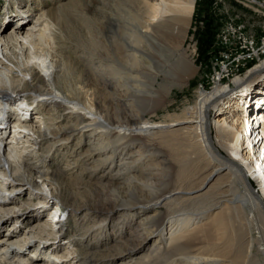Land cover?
<instances>
[{
    "label": "bare ground",
    "instance_id": "obj_1",
    "mask_svg": "<svg viewBox=\"0 0 264 264\" xmlns=\"http://www.w3.org/2000/svg\"><path fill=\"white\" fill-rule=\"evenodd\" d=\"M60 1L51 0L50 5L47 0H30V5H23L15 0L14 17L8 6L0 13V189L9 187L11 192L14 186H23L19 180L12 184L4 179L6 161L13 171L21 167L28 172L35 185L41 182L56 200L59 208L50 214L48 225L65 206L79 212L80 227L91 222L87 228L97 230L93 235L105 233L113 219H121V228L111 240L131 245L135 237H147L146 242L153 245L144 264H264V109L235 114L231 108L238 109L239 103L231 102V87L216 86L208 93L199 91L195 105L180 119L151 118L165 103L159 90L167 96L165 86H182L193 75L191 54L184 43L195 0L152 4L145 0H68L69 5ZM89 3L100 5L97 19L88 18ZM29 7L39 10L31 26L27 23ZM13 21L15 28L3 33ZM261 37L256 35V40ZM29 46L39 69L18 60L29 56ZM261 58L264 55L247 61L241 69ZM219 67L224 77L229 65ZM247 71L253 78L264 76V60ZM17 72L30 81L18 79ZM160 74L164 80L158 83ZM247 74L232 81L235 90L240 88L237 92L253 82V78L245 80ZM6 87L24 93L19 98L29 99L30 105L18 102L14 109ZM148 95L158 99L144 108ZM226 99L230 112L210 123V110ZM34 105L29 124H22ZM10 119L15 120L11 126ZM171 126H180L170 132L180 138L174 142L183 153L178 165L159 150L160 141L157 145L151 142ZM253 128L259 134L246 136ZM68 155L74 159H66ZM83 164H89V170ZM79 166L84 170L76 171ZM197 166L205 171V181H212L207 192L184 189L190 184L187 175ZM74 175L86 179L80 181L89 188L87 200H80L81 194L71 184L69 178ZM67 184L73 190L71 197L64 190ZM10 196L0 193V213L14 207L12 200L7 203ZM37 197L43 206L33 212L30 222H38L31 230L43 228L42 207L48 204ZM27 199L31 202V195ZM23 204L25 210L30 209ZM116 207L127 209L114 214ZM14 218L22 228L26 226L20 213ZM10 223H0V264H40L43 260L57 264L54 260L63 257L58 254L59 246H38L33 253L16 250L28 238L22 239V228H10ZM57 224L64 226L60 221ZM103 239L101 235L96 248ZM69 252L67 256L75 255L71 260L78 258Z\"/></svg>",
    "mask_w": 264,
    "mask_h": 264
},
{
    "label": "rangeland",
    "instance_id": "obj_2",
    "mask_svg": "<svg viewBox=\"0 0 264 264\" xmlns=\"http://www.w3.org/2000/svg\"><path fill=\"white\" fill-rule=\"evenodd\" d=\"M18 1L23 3V5H26V3H28L29 5L31 4L30 0H18ZM145 1H149L151 2V4L153 2H158V0L156 1L145 0ZM32 2L35 3L36 0H32ZM47 2H49L50 5H52L51 0H47ZM13 3H15L14 0H0V13L6 11V6H8V9L11 12L15 11L16 8L13 7L14 6ZM60 3L62 5L68 4V0H61ZM99 7L100 5L98 4H94V3L87 4L88 9L86 11H88L90 15V17L88 15V18L97 19L98 16L96 14ZM27 8L28 6L27 7L25 6L24 9L26 10ZM29 9H31V7H29ZM38 11L39 10L36 9L33 10V8L31 9V11H29L28 22H27L29 23V26H31V24L33 23L36 24L34 21H37L36 18ZM63 18L65 17L63 16ZM15 20L16 19H14V21ZM240 20L242 23H245L246 21H250V24L258 23V30H264V1L263 0H195L194 9L190 20V27L187 34V39L184 43V47L188 49V52L191 54V60L193 62V70H194L193 75L189 77V79L186 80L182 84V86L172 85L170 88L165 86L167 88L166 90L167 96L164 94L163 91L159 90V93L162 94V96H164L165 103L159 109L156 110L155 114H153L151 118L155 119V121H161L164 119L167 121L169 120L172 121V120L180 119L184 116L183 112H185L187 108L193 107L195 105L198 99L199 91H204L208 93L211 92L216 86L231 87L230 90H232V92H231L230 100L231 102L239 103L238 109L235 110L234 107L231 108V110L235 111V114L242 115L243 113H241V111H244V113L245 112L249 113L254 111H261L262 109H264V76H260L261 75L260 74L254 76L253 78L247 74L248 69L257 66L261 61L264 60V58H261V60H259L260 62L258 61L251 62L250 64L246 65L243 69H241L243 67L241 66L239 71H236V68H232V63H225L226 65H229V68L227 69L224 79L220 80L219 83L218 82L216 83L218 77L217 74H219L220 72L219 66H221L220 60L217 58V54L219 53L218 51L223 50L222 31L230 22L234 23ZM14 21L9 26H5L3 33L9 34L12 28H15L16 23ZM261 34L262 33L251 34V36H249V43L251 42L257 43L256 35H261ZM260 40H262V37L260 38ZM29 48H30L29 56L21 57L22 61L21 59L18 60H20V62H23L24 64H27L30 67L36 68L37 66L35 65V63L39 62V60L33 55V51L30 46ZM36 69H39V67H37ZM246 74H247V78H245V80L251 78H253L254 80L253 82H250V84L247 82L249 84V86H246L247 89H244V91L242 92H237L240 90V88L238 90L237 89L235 90V86L233 85L232 81L236 77L244 78ZM16 76L18 77V79H21L22 81L25 82L30 81L28 76L23 77L20 72H17ZM163 78L164 75L160 74L159 77L157 78L158 83H161L160 80ZM158 83L156 82L154 83V85L158 87ZM1 85L2 83L0 84V87ZM8 90L12 91L11 89ZM98 90H100L101 92H105V90L100 86L98 87ZM8 94H10V92ZM8 96H10L8 101H12V105L15 104V101H17L16 98H13L11 95ZM155 98L156 100L158 99V97L154 95L145 96L143 100V104H144L143 107L147 108L148 106H150L151 100L152 99L155 100ZM230 100L226 99L222 102L220 106H217L215 109L210 110V115H209L210 123L215 121L217 116L225 115L228 112H230L227 108L228 104H230ZM34 116L37 117V115ZM37 119L40 120V118ZM34 120H36V118H34ZM13 122H15V120L10 119L8 124L11 126L14 124ZM179 127L180 126H171L170 128L162 129L164 132H168V133L166 134L163 133L161 138H154L151 141L156 145L157 142L159 141L162 143V146L159 148V150L163 152L165 157H167L174 165H178V163L182 159L183 153L181 152V149H179L178 146H174L175 140L180 138L177 137L176 135L170 134V132H173L174 128H179ZM255 129L256 128H253L252 132L247 133L246 136H250V138L253 136H257L259 134V130H257L256 133H254ZM17 130L18 131L22 130L23 132H25L24 136L29 135L26 131H24L21 128H17ZM162 130L161 132H163ZM24 136L22 135V137ZM258 139L259 138L257 137V141ZM263 142L264 141H262V143ZM215 153L216 155H218L217 152ZM43 156L45 158V155ZM58 158H56L55 161H58ZM66 159L71 160L74 159V157H70L68 155L66 156ZM88 165L83 164L82 167L83 168L87 167L85 169L89 170ZM18 168H19L17 169L18 172L14 171L15 175L21 172L23 175H26L27 178H30V182L33 186H35V188L41 190L40 187H37V185H35L34 180L31 179L28 172H25V170L22 169L21 167ZM81 169L82 168L79 166L78 168H76V171H80ZM3 173L6 176L5 170L3 171ZM205 175H206L205 171L203 172V169L200 170L199 166H197L190 172L189 175H187L186 180L190 182V184L186 185L184 189L186 190L190 188L191 193H197L201 191L207 192L209 189L213 187V184L212 181L210 183L205 181ZM4 179L6 180V178ZM69 180L71 184L74 186V188L77 190V192L81 194L82 197L80 198V200L84 198L85 200H87L89 188H87L88 187L87 185H83L80 181V180L85 181L86 179L79 177L78 175H74L72 177L70 176ZM18 182L23 184V186L22 185L17 187L14 186L15 188L13 187V189H11L12 190L11 192L10 191L8 192L9 187L0 189V193H2L3 197L7 196L8 193H12V196L8 198L7 203L11 204L10 202L12 200V205L10 206H14L11 210H7L6 212L2 211L0 213V223L9 224L11 222L10 228L14 227L15 225L17 228H20L21 223L17 222V220L14 218L17 213H20L23 216V221H27L26 226H23L24 228L21 227L22 231L20 233V236L23 239L27 235L26 237L28 238V242L25 245L21 244L20 246L16 247V250L19 249L26 250L27 252L33 253L36 248L37 249L39 248L38 246H40V249L42 248L43 245H46L50 248L59 246L58 254L62 255L63 257L60 258L61 260L60 259L54 260L56 261L57 264H61L63 263V261L65 263L67 260H71V258L75 256L74 254L73 255L70 254L67 256L66 251L68 250L70 251L69 253L74 252L75 254H78V258L76 260H71L69 264H144L143 259L147 257L153 245L152 242L150 243L146 242L147 237L146 239L135 237L131 245L128 244L122 245L120 244V241L115 242L111 240L114 233H116L117 230L121 228L120 226V223L122 222L121 219H113L110 222L112 228L105 231V233H101L100 235H93L91 234V232H94L96 234L97 230L92 229L93 231L91 232L88 230V228L91 226V222L89 223V221L88 222L84 221L85 228L80 227L78 224L80 221L77 218L80 215L79 212H76L75 208H73L72 206L69 207L65 206V209H60L63 212L62 215L66 217L64 220L62 219L60 221L61 224L64 225L62 226V228H60L61 225L59 226L57 222L56 223L53 222L48 225V222L51 221V216L54 213V212L52 213L51 210H49L50 212L45 213L41 218V224L43 228L42 229L35 228L31 230L30 227L32 228V226L36 222H38V220H33L32 222H30L31 218L33 217V212L38 211L39 209H41L40 207L43 206L42 204H39L40 201H37L38 200L37 196H40L44 200V202H48V204H45L44 207L49 206L51 202L53 205H55L56 200H54L53 196L50 195V192L45 187L43 188L41 186L44 191L41 192L39 190V192H37L35 188H30L29 186H25L24 185L25 183L23 181L19 180ZM38 185L41 184L38 183ZM69 185L67 184L64 190L66 192V195L68 197H71V193H73L72 192L73 190L71 185L70 186ZM91 186L90 188H92ZM257 190L258 187L255 186L253 192L257 194L258 192ZM33 192L34 193L36 192L37 195L34 196L32 194ZM14 193H16V195L17 193L22 194L23 198L20 199L19 195L14 196L15 195ZM28 195H31V200H30L31 202H28L29 201L27 199ZM48 196H50V198ZM23 201L26 202V205H28L30 209L25 210V205L23 204ZM57 208H59V206ZM57 208L54 207V210H56ZM42 209L44 210V208ZM126 209H127L126 207H116L115 209H112L113 210L112 213L119 214L120 212ZM160 209L164 211L165 207L160 206ZM73 214H75L74 217L72 216ZM138 218L135 220V222L138 220ZM164 230H165L164 233L167 234L168 228ZM126 232H128V230ZM101 235H102V239L106 237L105 239H103V243L101 244L104 245L103 247H101L100 245V247L96 248L95 247L96 242H98V239L101 237ZM70 241L72 242L71 246H69ZM33 244H35L36 246L30 248V250L28 251L27 248ZM142 246H145V248L143 249ZM47 255L51 257L50 252H48ZM40 262H41L40 264H45L43 263L44 260Z\"/></svg>",
    "mask_w": 264,
    "mask_h": 264
},
{
    "label": "built area",
    "instance_id": "obj_3",
    "mask_svg": "<svg viewBox=\"0 0 264 264\" xmlns=\"http://www.w3.org/2000/svg\"><path fill=\"white\" fill-rule=\"evenodd\" d=\"M254 33H262V40H258L257 43H249V36ZM222 34L223 50L218 51L217 54L221 68L225 63H232V68L239 71L240 67L244 66L247 61L264 55V30H258V23L250 24V21L242 23L241 20L234 23L230 22ZM217 76L216 81L224 79L221 76V71Z\"/></svg>",
    "mask_w": 264,
    "mask_h": 264
}]
</instances>
